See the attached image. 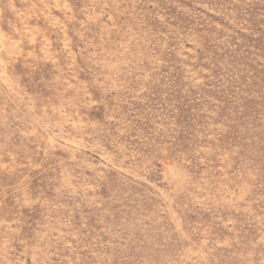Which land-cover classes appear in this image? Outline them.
Masks as SVG:
<instances>
[{
  "label": "rangeland",
  "instance_id": "obj_1",
  "mask_svg": "<svg viewBox=\"0 0 264 264\" xmlns=\"http://www.w3.org/2000/svg\"><path fill=\"white\" fill-rule=\"evenodd\" d=\"M0 264H264V0H0Z\"/></svg>",
  "mask_w": 264,
  "mask_h": 264
}]
</instances>
